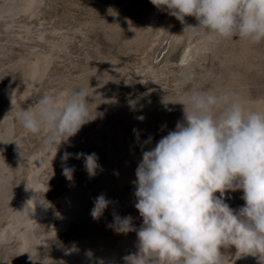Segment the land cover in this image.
<instances>
[{
  "label": "rangeland",
  "instance_id": "374dc122",
  "mask_svg": "<svg viewBox=\"0 0 264 264\" xmlns=\"http://www.w3.org/2000/svg\"><path fill=\"white\" fill-rule=\"evenodd\" d=\"M22 1L17 0L18 9L23 7ZM17 11L13 17H0V90L22 83L25 64L44 56L47 65L38 85L14 100V106L28 108L48 93L64 96L89 88L94 97L90 102L96 101L92 107L97 106L98 114L107 105L102 116L105 121L117 113L124 117L130 131L135 130L137 157L142 158V150L154 148L175 130L177 122H183L181 102L191 91L231 90L250 105L264 103V42L252 44L237 38L206 42L195 32L162 33L161 26L171 15L151 0H40L32 13ZM12 21H16L15 26L9 24ZM190 43L193 47L188 50ZM183 57L186 60L180 62ZM149 136L152 143L145 146ZM11 146L18 155L17 162L25 161L29 168L34 156L42 161L50 149L42 136L27 133L21 124ZM78 171L75 169L72 179ZM25 178L21 182L23 194L28 185ZM35 181L41 185L35 200L47 212L33 226L39 243L26 254L19 252L16 237L1 239L0 264H37L38 258L52 252L65 262L99 245L100 239L81 222L60 225L58 201L70 181L63 169L44 164ZM132 189L131 182L122 186L125 192ZM228 201L225 199L232 207L234 203ZM136 202L135 196L126 208L138 230L143 220ZM128 233L138 239L136 231ZM112 239L107 246L100 244L101 249L115 248L119 244L116 235ZM255 257L245 255L240 259L249 264Z\"/></svg>",
  "mask_w": 264,
  "mask_h": 264
},
{
  "label": "clouds",
  "instance_id": "9594fccd",
  "mask_svg": "<svg viewBox=\"0 0 264 264\" xmlns=\"http://www.w3.org/2000/svg\"><path fill=\"white\" fill-rule=\"evenodd\" d=\"M166 9L185 31L206 42L237 38L264 42V0H151ZM186 17L197 21L186 23ZM90 87V86H89ZM89 88L64 96L43 95L38 103L20 109L23 129L42 136L55 148L75 136L99 115ZM183 122L163 136L154 148L142 150L136 169L137 202L143 224L132 217H115L120 233L136 231L139 250L125 264H232L221 250L236 249V257H264V110L249 106L231 90H196L184 95ZM142 120L143 117H140ZM135 132V130H134ZM149 136L144 145H150ZM73 158L61 157L63 175L72 180ZM90 177L101 169L96 153L75 154ZM243 192L244 206L233 210L228 191ZM219 193V196H217ZM101 194L91 211L99 219L109 207Z\"/></svg>",
  "mask_w": 264,
  "mask_h": 264
},
{
  "label": "bare ground",
  "instance_id": "6f19581e",
  "mask_svg": "<svg viewBox=\"0 0 264 264\" xmlns=\"http://www.w3.org/2000/svg\"><path fill=\"white\" fill-rule=\"evenodd\" d=\"M22 2L23 7L20 9L23 12L32 13L39 6L40 0H23ZM16 4L17 0H4L0 4V17H13L17 14V10L20 9L16 7ZM190 18L193 17H186V23L195 26L194 22L196 21H188ZM15 22L12 21L9 24L15 26ZM161 28L162 33L165 31L183 33L184 25L171 16L163 22ZM185 33L193 32L185 31ZM191 46L192 43L186 48L189 50ZM185 60L183 57L179 61ZM26 64L25 69L23 68L25 70L24 81L0 90V103H5L0 106V240L16 237L19 252H26V254L37 247L39 241L36 239L33 226L36 222H41L47 212L35 200L37 192L41 189V185L35 181V176L44 164L63 169L61 157L65 152H68L73 154V158L66 162L67 165L79 169V171L68 182L67 192L58 201L59 213L62 216L60 225L64 226L69 221L76 220L100 239L99 245L107 246L115 235L119 244L113 249H101V246L97 245L89 249L87 253L80 256L75 255V258L65 262L59 257V254L52 252L38 258L37 264H125V257L138 252L139 240L133 238L129 233L118 232L113 225L115 217L129 216L126 205L135 197L136 169L142 158L135 154L134 132L130 131L124 117L120 114L116 113L113 119L105 121L102 116L108 109L106 105L96 119L85 124L67 142H62L57 151L55 148L47 150L42 156V161L40 157L34 156L30 161V168L25 161L17 162L15 156L18 155H14L15 149L13 151L11 143L21 124L18 112L20 109L26 110L27 108H16L13 101L36 88L46 69L47 60L44 56H37L33 62ZM18 65L20 66V64ZM249 106L264 110L263 102L249 104ZM77 153H96L102 170L98 169L96 175L90 177L84 168V161L74 158ZM24 177H27L25 179L28 181V185L24 188L23 194L21 190L24 184L21 182ZM126 182L133 184V189L129 192L122 190V186ZM101 194L110 202L109 207L99 219H93L91 211L96 198ZM242 197L243 192L237 190L226 192L224 198L234 203L231 207L233 210H239L244 206ZM133 221L134 218H132ZM100 228L106 230L107 233L100 234V230H102ZM79 245L78 243L76 247ZM221 251L233 259L232 264H245L240 258H235V248L222 249ZM249 264H264V257L261 260L259 257H255L253 260L251 258Z\"/></svg>",
  "mask_w": 264,
  "mask_h": 264
}]
</instances>
